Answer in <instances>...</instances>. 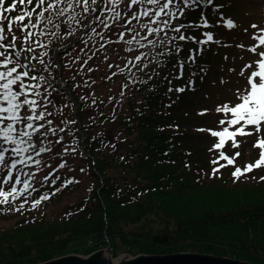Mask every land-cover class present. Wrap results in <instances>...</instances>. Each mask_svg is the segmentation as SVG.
<instances>
[{
    "label": "trees",
    "instance_id": "16d2710c",
    "mask_svg": "<svg viewBox=\"0 0 264 264\" xmlns=\"http://www.w3.org/2000/svg\"><path fill=\"white\" fill-rule=\"evenodd\" d=\"M11 2L6 0V5ZM216 2L226 3L213 0L209 6ZM204 3L208 4L198 0L173 23L201 25L202 17L213 11L203 8L199 12ZM22 10L25 5L18 4L17 10L7 15H19ZM66 19L54 17L53 24H60V31L53 24L44 27V35L38 37L41 47L24 43L23 31L13 25L16 50H22L21 62L31 60L34 74L49 76V110L58 113L52 118L53 127L64 131L58 134L63 137L61 143L42 154L48 164L43 176L47 174L48 181L42 177L33 182L36 191L20 211L15 208L23 197L2 205L0 264H31L69 252L86 254L106 242L113 256L118 255L120 246L131 254L196 251L264 264V168L253 169L239 179L232 176L235 167L243 169L259 158L261 149L255 145L263 131L248 128L246 131L252 134L238 136L235 147L228 142L216 149L210 140L201 146L188 142L187 131L181 126L183 117L193 118L194 114L180 112L178 105L191 101L188 95L196 93L191 82L195 86L204 83L196 79L204 67L210 66L201 58L206 57L212 44L196 43L206 37L204 33L211 32L210 28L181 29L193 39L177 40L181 48L178 54L173 51L159 57L161 64L153 61L143 71L133 68L129 72L125 68L121 74L119 67H125L126 60L119 46L105 58L103 50L97 51L100 38L82 27L86 23L83 17H77L80 24L72 25L77 30L74 36L66 35ZM4 25L10 41L12 34L7 32L6 21ZM28 30L35 32L39 27ZM177 35L168 32L169 37ZM77 38L78 42L59 52ZM29 46L33 52L26 51ZM157 51L164 49H154L149 58ZM44 52L48 55L42 56ZM33 57H40L44 63ZM180 85L185 88L182 92L177 91ZM49 139L55 141L57 137ZM220 151L234 157L235 163L228 165L219 157ZM61 163L63 168L59 167ZM214 169L218 170L216 175ZM25 171H30L29 167ZM78 191L81 193L77 196ZM45 195L48 199L33 209L32 200ZM73 195L77 197L71 201ZM55 207L61 215L54 212ZM3 211L12 212L8 218H14L13 225L2 219ZM37 217L42 219L27 232L28 221ZM151 217L156 225L151 224ZM18 231L22 233L15 234ZM79 240L90 242V250L79 251Z\"/></svg>",
    "mask_w": 264,
    "mask_h": 264
},
{
    "label": "snow or ice",
    "instance_id": "6c2138e0",
    "mask_svg": "<svg viewBox=\"0 0 264 264\" xmlns=\"http://www.w3.org/2000/svg\"><path fill=\"white\" fill-rule=\"evenodd\" d=\"M206 2L212 4L213 0H206ZM197 3L198 0H35L33 5V0H26V3L25 0H12L6 5V0H0V49H4L0 51V57L3 58L0 59V205L13 204L23 197L15 210L20 211L24 208V205L29 202L27 197L36 191L33 182H39L35 173L26 172L25 168L34 164L36 170L41 171L48 167L42 154L52 152L53 145L61 143L63 137L58 134L64 131L62 127H53L52 118L57 117L58 113L49 110V105L52 103L49 99L52 95V91L49 90L52 88L49 76L34 74L35 66L31 60L21 62L22 50H16L17 37L13 34V25L15 24L17 29L23 31L24 43L29 45L35 43L37 47H41L38 37L44 35V27L53 24L54 17L66 16L67 19L63 22L67 26L66 35L74 36L77 30L72 25L80 24L77 17L82 16L86 21L82 27L89 29L102 41L97 51L103 50L105 58L109 52L116 51L114 46H119V51L126 54L122 57L126 60L125 67L116 65L119 67V72L123 74L125 68L129 72L133 68L143 71L153 61L156 64L163 63L159 59L160 56L171 55L173 51L178 54L181 48L176 41L193 39L182 34L181 29L209 27L207 20L203 17L201 25L173 23L184 16L186 8L191 9ZM18 4L25 5V10L16 16L7 15L16 11ZM29 5H33L31 10H27ZM77 8L81 11L76 12ZM45 13L48 15L46 16ZM26 17L28 22L24 23ZM143 18L147 19L142 23ZM5 21L7 32L12 34L10 41L5 34ZM133 21L136 23L134 24ZM38 27L39 30L35 32L28 30H35ZM53 27L58 31L61 30L60 24H53ZM227 27H234V23L227 20ZM252 27L256 28V25ZM169 31L178 35L169 37ZM142 32L146 34L142 35ZM204 35L207 39L196 41V43L206 44L213 41L212 34L206 32ZM34 36L35 40H33ZM253 39L258 40V45L249 50L259 55L260 59L254 62V69L252 63L244 65L241 69V76H244L246 71L250 74L246 77L248 86L242 92L237 90L239 102L234 105L225 103L217 107V113H223L228 118L219 121L221 130H209L212 137L218 138V143L214 145L216 149L222 148L229 141L235 147L238 136L252 134L246 131L249 126L254 127L257 133L264 128V51L257 53V47L264 46V30L254 34ZM5 41L8 42L5 43ZM90 41L91 38L85 41V45ZM170 44L171 48H169ZM8 49L14 51L8 52ZM144 49L148 51H143ZM154 49H164V51L155 52L150 59ZM26 51L33 52L34 49L29 46ZM47 55V52L42 53V56ZM91 58V56L88 57V59ZM32 59L39 60L41 64L44 63L40 57ZM112 67L113 65L109 64V68ZM113 75L116 73L113 72ZM177 91L182 92L184 89L180 88ZM69 123H75V121H69ZM50 136H56L57 139L52 141L49 139ZM255 146L261 149L259 158L243 169L235 167L232 173L234 178L239 179L253 169L264 168V138L258 139ZM239 155L237 152L236 156ZM219 157L226 160L228 165L235 163V158H229L225 155V151H220ZM212 163L215 164L216 161ZM59 167L63 168L64 164L61 163ZM217 172L218 170L214 169L213 175ZM261 179L264 180V177ZM43 180L48 181L47 174L43 176ZM51 182L54 183L55 180ZM45 199H48L46 195L40 199H33L31 207L37 208L41 200Z\"/></svg>",
    "mask_w": 264,
    "mask_h": 264
},
{
    "label": "rangeland",
    "instance_id": "374dc122",
    "mask_svg": "<svg viewBox=\"0 0 264 264\" xmlns=\"http://www.w3.org/2000/svg\"><path fill=\"white\" fill-rule=\"evenodd\" d=\"M220 1L226 3L219 5L218 2H216V4H213L211 7L209 4L204 3L199 7V12L203 8H210L213 10L207 13L206 16H203L204 19L207 18L206 20H212V23L208 28H210V31L212 32H210V34L213 35L214 39L211 41L212 43H206L212 45L209 46L208 54H205L206 57L201 58V60L208 62L206 64L210 66L204 67V69L201 70L199 77L196 79L197 82L204 81V83L195 86L193 85L194 83L191 82L192 91L196 92L194 95H188L191 101L186 104L180 102L178 105L180 112L186 110L194 114L193 118L196 123L192 121L193 118L191 117L187 119L183 117L181 120V126L185 127V130L187 131L188 142L197 144L198 146L208 143V140L211 142L217 140V138L211 136L209 131L211 126H215V130L217 129L216 131H219L222 128V126L219 125V121L222 120L224 114L217 113V107L222 106L225 103L234 105L239 102L237 98V90L239 89L242 92L248 86L246 77L250 74L249 71H246L245 75L241 76V69L244 65L249 63H252L254 69V62L260 59L259 55L252 53L249 49L258 45V40L253 39L254 34L259 33L260 30H264V0ZM227 20H231L234 23V27L228 28ZM253 25H256V28H253ZM137 29L139 30L138 27ZM206 39L207 37L203 40ZM197 47L199 48V45ZM261 51H264V46L257 47V53ZM122 54L124 56L126 55L123 52ZM110 57L112 58L114 56L110 54ZM104 69L107 68L104 67ZM180 86L185 89L184 85ZM193 99L195 100L193 101ZM181 103L183 106H181ZM197 126H199V128H197ZM194 127H196V130L200 133L194 130ZM262 129L264 130V128ZM202 131H205L210 135L207 137ZM29 170L35 173L38 180L43 177L44 170L37 171L34 164L29 167ZM80 193L81 191H78L77 196ZM76 197L73 195L69 199L73 201L76 200ZM1 208L2 205H0V210ZM54 212L61 215L57 207H55ZM11 213L3 211L1 216L4 221L13 225L14 218H8ZM41 219V217H37L28 221L27 232ZM43 219H48V217ZM155 220L154 217H151L152 225H156ZM21 233V231L15 232V234ZM85 241L86 240H79L76 243L81 252H87L91 248L88 246L90 242ZM100 248H107V251L109 250L111 252L110 244L107 242ZM123 254L131 255V253L119 246L117 256Z\"/></svg>",
    "mask_w": 264,
    "mask_h": 264
},
{
    "label": "water",
    "instance_id": "95a60500",
    "mask_svg": "<svg viewBox=\"0 0 264 264\" xmlns=\"http://www.w3.org/2000/svg\"><path fill=\"white\" fill-rule=\"evenodd\" d=\"M70 45L63 50L69 48ZM31 264H255L228 256L196 251H179L163 254L138 253L113 257L107 248H98L87 254L68 253Z\"/></svg>",
    "mask_w": 264,
    "mask_h": 264
}]
</instances>
